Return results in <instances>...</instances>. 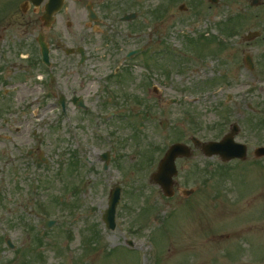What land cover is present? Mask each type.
Listing matches in <instances>:
<instances>
[{
  "label": "rangeland",
  "instance_id": "rangeland-1",
  "mask_svg": "<svg viewBox=\"0 0 264 264\" xmlns=\"http://www.w3.org/2000/svg\"><path fill=\"white\" fill-rule=\"evenodd\" d=\"M180 2L168 0V6L178 13ZM194 4L204 12L192 16L180 12L183 33L177 31V15L168 19L165 38L161 36L165 24L158 22L148 42L153 43L150 54L161 57L164 46L171 48L160 61L154 60L158 66L143 62V54L133 56L126 67L131 75L124 87L129 90L107 85L118 106L84 114L70 110L66 124L61 116L54 127L50 122L41 125L32 131L28 144L0 141V264H243L244 259L264 264V158L256 159L249 149L245 160L226 165L234 168L224 176L226 182L219 178L216 182L212 168L224 167L216 157H204L194 148V161H178L179 168L192 163L196 168L190 171L194 176L188 183L182 182L189 187L200 180V188L191 196L178 192L167 199L157 185L149 183L159 158L175 140L191 144V136L221 137L237 123L242 130L238 140L249 141L250 148L264 143V6L251 5L250 0H220L215 5L193 0ZM232 14L236 16L231 18ZM249 31L260 35L247 40L244 36ZM16 42L8 46L0 42V50H9L8 62L0 64L4 66L0 71L11 82L5 88L16 89L10 93L18 102L22 49ZM120 43L119 50L113 45L100 49V55L111 53V57L96 62L98 69L92 71L93 63L87 65L91 80L110 73L129 49L147 42L137 37ZM171 51L179 55L172 57ZM246 54L254 62L252 70L243 61ZM152 84L158 85L154 92L162 87L161 98H155ZM99 90L98 81L87 82L84 98L91 92L96 95L87 101L92 110L106 96ZM0 92L5 94L2 88ZM171 98L177 102L173 104ZM4 102L0 99V104ZM44 105L38 104L39 108ZM115 108L119 114L111 119L109 111ZM5 110L0 118L7 116ZM45 110L51 114L59 109ZM35 113L37 108L31 111ZM190 116L199 121L197 126ZM55 117L50 120L55 122ZM96 118L101 134L94 131ZM162 120H166L165 129ZM1 125L2 120L0 130ZM17 137L13 135L15 141ZM30 147L36 148L34 160L26 157ZM40 148L47 163L37 158ZM106 150L110 161L104 170L101 153ZM118 184L122 194L116 227L110 230L101 216L111 189ZM48 218L57 223L45 228Z\"/></svg>",
  "mask_w": 264,
  "mask_h": 264
},
{
  "label": "flooded vegetation",
  "instance_id": "flooded-vegetation-1",
  "mask_svg": "<svg viewBox=\"0 0 264 264\" xmlns=\"http://www.w3.org/2000/svg\"><path fill=\"white\" fill-rule=\"evenodd\" d=\"M153 1L0 0V42H5L8 46L16 40L17 46L22 49V52L18 53L21 79L19 85L24 87L27 95H38L40 97L38 102L46 101V105L52 103V98L62 99L63 96L65 110L73 106L74 109L88 111L89 107L84 98L87 83L84 76L88 79L92 74L86 71L87 65L99 62L104 56L111 57V53L98 54L100 49L113 45L119 50L118 48H122L120 42L122 40L124 42V38L131 40L139 37L147 42L138 47L141 50L139 54H143L146 60L160 61L150 54L153 43L148 45L154 37L153 32L158 30V22L165 24V29L161 30V36L165 38L169 33L168 19L177 15L176 19L180 23L177 31L183 33L184 16H181L180 12L192 16L203 11L201 8H194L196 5H193V0H181L177 6L178 13L173 7L169 8L168 0H155L157 1L155 7H158L155 9ZM257 2L264 6V0ZM180 6L183 9H180ZM159 10L161 14L158 13ZM230 16L232 18L236 15ZM240 20H243L242 16ZM40 40L48 48V64L43 62ZM8 52V49L4 50L2 47L0 64L6 66L8 61L5 62V58L8 57ZM153 52L155 53L154 49ZM4 72L1 70V74ZM161 76L164 77V73ZM20 102L21 107H28L25 95ZM27 141L28 139L23 138L22 142ZM27 154L33 158L35 150H29ZM194 156L189 162L194 161ZM213 157H216L217 162L224 167L217 164V169L212 168V174L217 182V178L223 180L224 176L234 170L233 167L226 165L237 163L238 159L222 161L219 156ZM184 159L177 160L178 167V161ZM190 171L196 172L194 163L189 167L187 164L180 165V171L175 179V188L178 192L180 188L185 187L182 186V182L187 184L190 176H194Z\"/></svg>",
  "mask_w": 264,
  "mask_h": 264
},
{
  "label": "water",
  "instance_id": "water-1",
  "mask_svg": "<svg viewBox=\"0 0 264 264\" xmlns=\"http://www.w3.org/2000/svg\"><path fill=\"white\" fill-rule=\"evenodd\" d=\"M213 3H217L219 0H210ZM41 47L43 49V58L47 60V52L44 44L41 43ZM136 52V51H134ZM248 63H250L249 58L247 59ZM165 123H163V126ZM237 127L235 126L233 128V132L225 136L221 141L219 142H207V143H201L200 146L204 152L205 155L210 156L216 152H219L220 154L225 152L228 153L227 149L230 151L233 147H236V143L233 141V133L236 132ZM240 147V146H239ZM240 153L245 152V147H240ZM258 154H264V147L259 148L257 151ZM190 151L188 147L184 144L175 143L172 144L169 149L166 151L164 157L161 159L159 166L157 170L151 175L153 181L160 185L164 195L171 196L173 195L172 190V177L176 174V168L174 161L179 156H189ZM232 156H235L237 154H231ZM108 153H104L102 155V158L105 160L104 168H107V162H108ZM227 159V158H224ZM119 192L120 188L115 187L111 191V196L109 199V207L106 209L103 219L106 222L107 226L110 228H114V212L115 207L119 199ZM54 221H48L46 223V227H49L53 224Z\"/></svg>",
  "mask_w": 264,
  "mask_h": 264
}]
</instances>
